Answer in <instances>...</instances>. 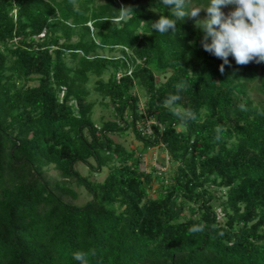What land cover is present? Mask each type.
I'll return each mask as SVG.
<instances>
[{
  "label": "trees",
  "instance_id": "16d2710c",
  "mask_svg": "<svg viewBox=\"0 0 264 264\" xmlns=\"http://www.w3.org/2000/svg\"><path fill=\"white\" fill-rule=\"evenodd\" d=\"M161 15L173 18L159 0H0V264H81L77 253L87 264H264V62L230 54L222 74L197 17L161 35ZM118 47L122 57L98 54ZM91 76L115 110L101 127ZM170 95L180 99L167 105ZM129 132L140 151L113 138ZM150 147L165 149L167 172L142 170ZM78 164L108 173L93 180ZM72 185L91 198L67 202Z\"/></svg>",
  "mask_w": 264,
  "mask_h": 264
},
{
  "label": "clouds",
  "instance_id": "9594fccd",
  "mask_svg": "<svg viewBox=\"0 0 264 264\" xmlns=\"http://www.w3.org/2000/svg\"><path fill=\"white\" fill-rule=\"evenodd\" d=\"M159 3L168 8L173 17L161 15L157 21L151 22V29L158 30L161 35H165L169 29L174 35L179 20H184L185 17H197L201 10L207 12L208 17L202 21L197 20L195 26L205 33L201 41L203 49L223 60V64L219 66L222 74L225 70L224 66L229 64L230 54L237 65H247L256 58H258L257 63L264 62V0H207L204 7H195L190 11L186 10L187 0H159ZM228 5L236 7L225 16L221 6ZM119 12L134 13L131 7H122ZM209 37L211 43H208ZM176 87L180 91L184 85ZM179 99V95H170L164 103L174 104ZM189 117L195 118L191 112ZM219 138L217 136V139ZM201 231H203L202 226H193L189 228L188 233L191 235ZM74 258L81 261V264H87L83 254L77 253Z\"/></svg>",
  "mask_w": 264,
  "mask_h": 264
},
{
  "label": "rangeland",
  "instance_id": "374dc122",
  "mask_svg": "<svg viewBox=\"0 0 264 264\" xmlns=\"http://www.w3.org/2000/svg\"><path fill=\"white\" fill-rule=\"evenodd\" d=\"M105 1L106 0H96V5L104 3ZM234 10L235 8H233L232 5L221 6V11L225 14V16H227L231 11H234ZM207 17H208L207 12L203 10H201L197 16V18L201 21L206 19ZM89 25L91 26V23ZM214 27H217V26H214ZM93 30L94 29L92 27V31ZM77 39H78V36H74L73 41H76ZM98 54L104 57H113V58H119L123 56L121 48L119 47L115 49L104 48V49L99 50ZM231 58H234V57L231 55ZM69 64L72 66L75 65L71 61H69ZM103 79L107 80L108 75H105ZM97 80L98 78L91 76L90 83L87 86V88L90 90V93H91L88 100L90 102L95 103L93 119L95 123L99 127H101L104 122L108 120H115L116 116H115V110L113 106L107 100L103 101L101 96L97 92L94 91V87L96 85L95 83ZM31 85H35V83H32ZM140 95L142 96V93H140ZM250 95H251V98L256 101L261 99V95L255 91L251 92ZM106 103L108 104L106 105ZM153 124H155V120L148 119L147 126L144 127L142 125L144 127V131L150 134L152 131L151 126ZM113 138L115 139L116 142L121 143L128 150L140 151L142 149V144L135 138L132 132H129L127 135H124V136L115 135L113 136ZM91 163L92 165L96 167L95 161L92 160ZM171 165L172 164L169 160V156L163 147H150L144 152L142 170L145 172H151L154 169L160 172H167ZM76 169L81 174L89 176L93 180H98V181L104 180L108 173V169H104L102 172H95L92 170L91 167L83 165V164H78L76 166ZM46 178L49 180L52 186H55L57 183L61 182L59 172L54 168V166H49L46 169ZM157 187H158V184L155 183L151 191L152 197H156ZM72 188L78 193V197L75 199L71 196H65L64 199L67 202L74 203L76 205H83L91 198V195L84 188L78 187L76 185H72ZM217 212L219 214V217L222 219L223 213L221 212V209L218 208Z\"/></svg>",
  "mask_w": 264,
  "mask_h": 264
},
{
  "label": "built area",
  "instance_id": "2783aa9c",
  "mask_svg": "<svg viewBox=\"0 0 264 264\" xmlns=\"http://www.w3.org/2000/svg\"><path fill=\"white\" fill-rule=\"evenodd\" d=\"M45 36V32H43L41 35H40V37H44ZM141 168H142V166H141ZM219 215V214H218Z\"/></svg>",
  "mask_w": 264,
  "mask_h": 264
}]
</instances>
